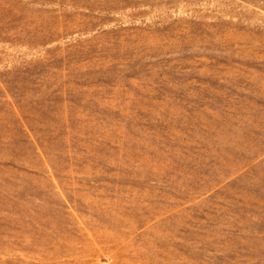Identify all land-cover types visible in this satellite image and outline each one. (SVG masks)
Returning <instances> with one entry per match:
<instances>
[{"label": "rangeland", "instance_id": "obj_1", "mask_svg": "<svg viewBox=\"0 0 264 264\" xmlns=\"http://www.w3.org/2000/svg\"><path fill=\"white\" fill-rule=\"evenodd\" d=\"M0 264H264V0H0Z\"/></svg>", "mask_w": 264, "mask_h": 264}]
</instances>
